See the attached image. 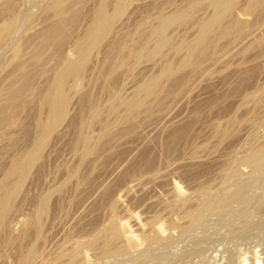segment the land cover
<instances>
[{
    "label": "rangeland",
    "instance_id": "obj_1",
    "mask_svg": "<svg viewBox=\"0 0 264 264\" xmlns=\"http://www.w3.org/2000/svg\"><path fill=\"white\" fill-rule=\"evenodd\" d=\"M3 1L4 0H0L2 6ZM8 1L10 2L11 0ZM8 1L6 5H8ZM40 1L41 0H14L10 3L13 5L15 4L13 6H16L15 9L13 7L9 8L11 5L10 3L7 6L9 9L6 6H0L1 10L6 12V14L10 12L7 15H21V17L18 18L14 16L16 18V26L18 24V28L16 29L18 31H15L16 36L14 33V37L12 36L6 41L9 44L5 42L4 47L0 49V59L2 60L0 61L1 98L5 95L7 96V93L10 95V93L6 91H8L9 86L13 87L16 83V88H20L21 86L22 88L20 89H23V91L21 90L22 92H17V99H13L10 96L9 97L13 100H6L5 98H8L6 96L3 98L4 100L0 99L5 101V106L9 100L10 103L8 102V106L9 104L13 105V108L12 106L9 108L12 119L5 116V114L0 116V181L3 180L4 174L15 156L31 146L36 134V131H34L35 121L39 118V120L42 121L43 119L46 120L45 108L43 109L38 105L45 93L44 89L46 90L47 88L46 84L48 83L49 85L52 82L53 74L60 68L62 59L60 60L59 58L65 56L71 60L75 58V54L73 53V42L75 39L77 40L83 36L87 24L91 21V11L94 10L99 0H84L80 5L81 8L78 7L79 10L74 13V20H58L60 24L56 23L57 17L54 19V17L51 16L52 12L49 11V14L47 13L48 10L45 9L46 6H48L47 2L49 0H43L41 1L42 3ZM51 1L52 0L49 2ZM187 1L190 0H129L126 7L117 15L118 17L116 21L114 20L111 33L102 40L103 42L101 41L100 45L97 46L98 49L93 50V52L95 51L94 53H90L86 60L87 64L86 61L84 62V75L82 74L84 79L81 77L79 79L80 81L76 82V89L66 88L69 99L68 104H70L67 106L68 112L66 117L60 123L61 125L59 124L58 128L55 129V132L49 136L50 139H47V145L45 144L43 150L44 154L42 153L43 158L41 157V160L30 170L27 177L21 183V189L17 197H15L11 203V210L5 219V223L0 227V264H19V255L24 251L23 249L32 243L35 252H37L31 264H58V262L59 264H61V262L62 264H66V255L72 250V247L74 248L72 245H75L76 242H79L81 245L84 243L78 250L82 253L78 252L77 259L71 264H80L81 262L82 264H98L99 262L97 260L99 258L101 260L104 259L99 264H166V261L167 264H228L229 262L226 263L227 260H233L231 261L232 264H241L240 259L242 257L246 261L245 264H256V262H258V264H264V164L259 173L252 172L250 166L240 163V157L245 155V152L243 153L244 150H247L246 153H248L252 150L253 146L254 149L256 144L258 146L260 142H264V122L261 123V116H259L261 114L262 116L264 115V94L261 95L260 103L257 105H255L253 101L251 102L250 99H246L247 95L252 93L258 94V92L260 93L261 90L264 89V13L262 12L264 8L262 11L256 10L253 14H248L245 9L248 0H246V2L245 0H240V2L243 1V3L236 0L234 4L236 7L233 6L235 8H232L231 12L236 11L239 14L235 12L234 14H228L224 17L225 19L222 18L225 22L221 20L223 22H221L220 25L222 26L223 23L228 24L231 20L234 22V19L235 22L237 19V22H239V20L240 22L246 21L247 25L251 27L248 28V33L245 37L249 36L251 39L254 38V40H257L259 37L257 40L259 44L257 45L256 41L251 39L249 41L247 39L248 37L244 38L243 36H241L243 39L237 38L233 41L234 43L230 41L229 44V42H227L228 39H230L229 36H221L219 30H215L210 34V36H212L210 40L213 41L214 38V43L212 41L211 43L214 45L215 51H213L214 49L210 50V52L206 53V56L198 57L200 68L197 70L189 65L178 66L186 53L182 52L185 51L183 49L176 51L175 47L183 42H185L183 44L190 43L197 35L198 26L211 17L210 14H212V9L209 7L207 1L197 4L195 6L196 10L194 8L193 12V9L191 10L192 16L189 13L188 18L183 22L173 23L167 26V28L165 27V34L167 38L169 37L170 43L161 49L158 55L159 58L157 56L153 58L154 60L152 57L149 59L145 58L144 60L142 59L143 61L140 60V63L138 61V63L136 62L135 64L130 61L131 63L129 62L127 67L128 69L114 67L115 62L121 55L117 51V45H125L128 43L126 46H130L132 43L135 44V41L137 43L144 41L148 38L149 31L155 28V25L159 23L160 18L158 17L162 16L164 13L165 15L163 16L167 14L172 15L173 12L175 13L177 10L181 11L182 8L184 10L189 3ZM107 2L108 5L110 4L107 7V11L109 10L111 13L113 11L112 9H114V1L107 0ZM237 2L239 4H236ZM203 4L208 7H205ZM183 5L186 6L183 7ZM242 6L245 7L243 8ZM42 7H45L44 10H42ZM6 8L8 12L5 11L7 10ZM239 8L242 10H238ZM12 9H14V12ZM256 12H259V16ZM254 13H256L255 17ZM4 15L2 14L1 18H3ZM231 16L233 18H231ZM18 19L20 22H18ZM256 20L257 22H255ZM52 23L61 26L62 33H58L56 37L54 36V38H51L54 39V41L52 40L50 43L49 40L50 44L47 42L44 43L46 46L50 45V47H52L51 49L49 47V49H47L46 47L45 49H47V52L43 48V54V49L41 47H45V45L41 44L38 40L41 39L42 41V36L45 37L47 34L45 32L43 35V32L48 29L49 25H53ZM256 25L259 30H257L258 28ZM252 27L253 30L251 29ZM250 29L252 32L254 31L255 34L251 33ZM36 30H40L39 34L42 36H37L36 34L38 31ZM217 31L219 35H217ZM126 32L128 35H126ZM121 33L123 34L121 35ZM33 34L37 36L38 40L35 39L36 37L32 39V37H34ZM250 34H252V36H250ZM137 36L143 38H139L137 41ZM223 36L228 39H224ZM29 37L36 41H31ZM126 37H129L130 40L127 39L126 41ZM24 38L30 39V41L29 39L26 40L30 42H27V45H29L28 47L24 44L26 43V41L24 42ZM115 38L116 40H120L117 41L120 42L119 44H114L115 41L113 40H115ZM121 38H123L122 41ZM172 40L173 42H171ZM18 41L21 42L20 48L23 49V46H25L24 49L26 51L23 49L22 57H19V60L24 62L21 66L18 65L20 61H13L19 66H17L19 69L13 67L15 71L16 69L19 70L15 72L12 68L13 65L11 66V63L14 65L15 63L10 61L11 49L9 47L10 45L19 44ZM46 41H48V39ZM148 42L147 46L151 48L154 43L153 39H149ZM247 42L250 45L247 44ZM112 43L116 47H114ZM38 44L42 45L40 47L42 50L40 48H35ZM236 45L238 47H236ZM32 46L34 47L32 48ZM29 47L31 49L30 51ZM113 47L114 51L118 52L120 55H118V53H112L111 50H113ZM32 49L36 51L34 52L36 54H32V56H39L37 58L38 60H36L38 65L30 60V52ZM108 50L109 54H112L107 55ZM24 51L27 53L24 54ZM31 53H33V51ZM38 53L40 54L38 55ZM28 54L29 60L26 59L28 58L26 57ZM55 55H58L57 58ZM105 55H107V58H105ZM42 58L45 63L41 61L43 60ZM7 61H9L8 65L6 64ZM41 63L46 64L45 69H43V66L38 67ZM27 64H30V66ZM32 64H34L35 67H31ZM167 64H171L175 69L172 75L160 76L161 80L159 79V83L162 85H160V87L164 90L161 91L163 94L161 92L158 93L156 96L157 100L156 97H146L144 99L145 111L147 108L146 112H141L144 109L143 107V109L139 111L140 113L137 112V114L131 115L128 122L113 124L114 119L112 118H114L116 114L121 115L124 111L122 110V106H118L115 115L114 113L109 114L107 110L109 106L108 98L110 97L107 98V94H110L112 90H117L113 92L116 93L118 97L128 98L130 94L135 92L140 84L142 85V82L144 83L150 79V77L159 74ZM24 66L27 67L25 71H29L30 77H28V73L21 70V68H25ZM22 71L26 73L25 76H23ZM84 71H86V73H84ZM11 73H13L11 76V78L14 77L13 79L5 77H10ZM14 73H19V75L22 74V77L20 76L21 80H18L20 78L15 76ZM24 78H29L28 81H30V83H28L30 85L27 84L29 86H27V89L22 86V84L26 83ZM10 79L11 81H9ZM12 80H14L15 83ZM21 81H23V83ZM70 81L68 85H71L72 81ZM19 83L22 84L18 86ZM106 87L112 90H108ZM16 88L15 90L18 91L19 89L17 90ZM82 99L84 100L81 102ZM85 99L87 100V104L88 102H97L96 105L101 112L95 119H91L93 121L95 120V122L92 121L93 124L87 119V115L84 114L86 111L80 113L84 110L86 104L85 106L82 104L83 110L80 109V112L78 111V108H81V103L84 101L86 102ZM2 103L3 102H1V104ZM13 103H15L16 106H14L15 104ZM1 104L0 106L4 105ZM82 114L86 117H84V115L81 117ZM252 115H254V117ZM13 117L16 120L15 122ZM79 117L90 121H85L88 125L85 124L86 129H83L84 127L81 129V131L84 130L82 133L85 132L84 135L86 134V137L88 135L87 138L90 144H94L95 142L98 144L97 149L92 150L90 154L83 158L80 157V148L76 144V137L79 133L78 124L81 120ZM78 118L79 121L77 120ZM252 118L255 119L253 122L250 120ZM110 121L114 126H111V130L108 134L97 140V136L102 130V123H110ZM254 122L257 125L253 124ZM251 123L253 126H251ZM225 128L226 132L222 135V131ZM251 132L254 136H251ZM225 161L228 163L231 162L232 169L235 171L238 170V174L241 171L238 175L239 178H236L237 182L236 179L234 180L228 175L227 178H225L226 176L222 170L223 165L226 163ZM236 161L238 163H236ZM74 165L78 166V169ZM234 165L237 166L235 167ZM72 169L75 170V172L78 170V172L73 173L74 175L72 174V176L76 178H72V176L70 178L68 175V172ZM253 175L254 178H252ZM148 176L150 178H148ZM68 178L70 180H68ZM250 180L252 183H250ZM224 181L227 184H224ZM238 181L241 182L239 183ZM253 181H255V183ZM235 182L236 185L238 184L237 186H234ZM219 183H221V185ZM253 183L254 185H251ZM202 185L208 188L210 195L215 199L224 197L226 193L233 191L235 187L246 185L247 191L244 198L247 202H244L245 199L239 201V203L241 202L240 204L238 201H236V203L235 201L230 202L231 204L233 203L231 206L230 203L228 204L229 207L233 206L230 208L231 212L227 204L223 205L225 208L221 206L220 210L219 207L213 206L214 208L217 207L218 210H216V208L213 210V207H211V209L207 210V213L204 211L203 214H201L202 219L200 215V217L196 219L197 221H189L186 217L187 211L189 210L186 209H190V212H193L196 208H200L199 204H201V201H199L200 198L196 193V189L198 186L200 187ZM226 185L229 186V188ZM249 185H251V187ZM173 187L181 191L179 196L174 191L172 192ZM232 187L234 189H232ZM127 190L128 193H126ZM217 190L219 191L217 192ZM42 192L44 194L47 193L49 198H47L48 206L46 212L40 219V238L36 240V228L31 224L30 220H32L33 217L35 202H37L39 196L43 194ZM223 192L225 194H223ZM213 193L215 194L213 195ZM109 199L111 201L114 200L113 202L116 205V207L114 206L113 212H110L107 208V204H105ZM243 202L245 203L244 205ZM175 203L178 206H176ZM194 204L196 206H194ZM227 210L229 213H226ZM184 212L186 213L185 216L183 215ZM231 213H233V215ZM199 219L203 223L199 222ZM28 221L30 223H28ZM110 222L111 224L116 223V225L121 228L122 242L119 239L116 244L117 246H126V252H124L123 257L122 255L118 256V258H113L116 256L101 257L99 254L101 248L100 243H95L96 247L93 246L94 248H88L85 245L86 242L90 240L94 229L107 228ZM175 222L177 223L175 224ZM189 222L190 224L193 223L190 225ZM177 224L178 227H176V229L174 226H177ZM187 224H189V228L186 227ZM157 226L160 228L162 226L159 234L161 244H150L148 243V239L156 235L154 231ZM180 226H183V229H178ZM184 230H186L185 233L187 232L186 235ZM126 233H129L134 238L133 244L128 245L125 239ZM181 233H183V236ZM173 237L175 238L173 239ZM166 242V245L163 244ZM161 245H165V248ZM64 247H67L69 250ZM84 250H86V252ZM97 253L99 254L98 259ZM144 255L147 257V261H144ZM156 255L162 256V259L160 258L159 260V257L156 258ZM82 257L85 260L82 259ZM157 259L160 262L157 261Z\"/></svg>",
    "mask_w": 264,
    "mask_h": 264
},
{
    "label": "bare ground",
    "instance_id": "obj_2",
    "mask_svg": "<svg viewBox=\"0 0 264 264\" xmlns=\"http://www.w3.org/2000/svg\"><path fill=\"white\" fill-rule=\"evenodd\" d=\"M2 1V0H1ZM7 1L8 0H4L3 1V6L5 7H7L8 5H9V3L10 2H12V1H14V0H11L10 2L8 1V5H6L7 4ZM27 1V0H26ZM41 1H43V0H41ZM40 1V2H41ZM50 1V0H49ZM47 2V5L48 6H46V8L45 9H47L48 10V12L47 13H49V11H51L52 13V15L51 16H53L54 17V19H55V17H57V21L59 20V21H64V20H74V13L75 12H77L78 10H79V8H81V3L82 2H84V0H52L51 2ZM114 1V9H112L113 11L110 13L109 12V10L107 11V7L110 5H108L107 3V0H99L97 3L98 4H96L95 5V8H94V10L93 11H91V15H90V17H91V21H90V23L89 24H87V26H86V28H85V30H84V33H83V36L81 37V38H79V39H75V41L73 42L74 44H73V53L75 54V58L73 59V60H71L70 58H68V57H66L65 55H63V56H65V57H63V58H59L60 60L62 59V61L60 62L61 64H60V68L58 69V71L55 73V74H53L54 76H52V82L48 85V83L46 84L47 86V88H46V90L44 89V91H45V93H44V95H43V97H42V99H41V102H40V104H38V105H40L43 109L45 108V112H46V120L45 119H43V121L42 120H37V121H35V130L34 131H36L35 133V137H34V140H33V142H32V144H31V146L27 149L26 148V150L24 149V151H21L17 156H15V158H14V160L12 161V163L9 165V168H8V170L6 171V173L4 174V177H3V180H1L0 181V227L5 223V219H6V217H7V215H8V213L10 212V210H11V203H12V201H13V199L15 198V197H17V194H18V192H19V190L21 189L20 188V186H21V183L23 182V180L27 177V175L29 174V172H30V170L33 168V166L39 161V160H41L40 158L43 156L42 155V153H43V150H44V148H45V144H46V142H48L47 141V139H50V135L53 133V132H55V129H57L58 128V125L63 121V119L66 117V114H67V106L68 105H70V104H68V96H67V93H66V88L67 87H69V88H75V86H76V82L77 81H80L79 79L82 77V74H83V65L85 64L84 62L87 60V58H88V56L90 55V53L91 52H93V50H95V49H98L97 48V46L98 45H100V43H101V41L102 40H104L110 33H111V31H112V26H113V23H114V20L116 21V19H117V15L126 7V5H127V3L129 2V0H113ZM204 1H207V3L209 4V7L212 9V14H210L211 15V17L209 18V19H207L206 21H204L205 20V18H204V22H202L199 26H198V32H197V35H196V37H194L193 38V40L192 41H190V43H187V44H183V43H185V42H183V43H181V44H179V45H177L175 48H176V51L177 50H185V51H182V52H185L186 54H185V56H184V58H182L183 60L181 61V63H180V65H178V66H192V68L193 69H199L200 68V62L198 61V57H204V55L206 56V53H208V52H210V50H213L214 49V45L211 43V41L212 40H210V37H212V36H210V34L211 33H213V31H215V30H219V34L222 36V35H227V36H229V38L230 39H228L227 37H224V39H228V41L227 42H229V44H230V41L231 42H233L234 40H236L237 38L239 39V38H242L243 39V37L244 38H247L249 41H250V37L249 36H247V37H245V35L248 33L247 31H248V28H250L248 25H247V23H246V21L245 22H240V20H239V22H237V20H236V22H235V19L233 20L234 22H232V20L230 21V23H228V24H224L223 23V27L220 25L221 24V22H223L224 20L223 19H225L224 17H226L228 14H234V12L235 13H237V14H239L238 12H236V11H232L231 12V10H232V8H235L236 6L234 5L235 4V2H236V0H190V1H187V2H189L188 3V5H187V7L183 10V8H182V10L181 11H179V10H177V12H173V14L172 15H170V14H167V15H169V16H163V15H165V13L162 15V16H160V17H158V18H160L159 19V23L157 24V25H155L156 27L155 28H153L151 31H149L148 33H149V36H147L146 38L147 39H145V37H144V41H142V42H139V43H137L135 40V44L136 45H138V46H136L134 43H132L130 46H126V45H128V43L127 44H125V45H122V44H119L120 42H117V41H120V40H116V38H115V40H113V41H115V43L114 44H119V46L117 45V51L121 54H119L118 52H116V51H114V47H116L113 43V45H114V47H113V50H111L112 51V53L113 54H115V53H118V55H120L119 56V58L117 59V61L115 62V64H114V67H122V69H128L127 67H128V63L131 61V62H133V64H135L136 62L138 63V61H139V63L141 62V61H143L145 58L147 59H149V58H151L152 57V59L155 57V56H157L158 57V55H159V53L161 52V49L164 47V46H166V45H169V37L167 38V36H166V34H165V27L167 28V26H169L170 24H173V23H179V22H183L184 20H186L187 18H188V15H189V13L191 14V16H192V13H191V10L194 8L195 10H196V5L197 4H199V3H203ZM36 2H38V1H36ZM46 2V1H45ZM238 2H240V0L238 1ZM236 3V4H239V3ZM245 2H246V0H245ZM14 3V2H13ZM42 3V2H41ZM49 3V4H48ZM240 3H243V1L242 2H240ZM11 4V3H10ZM45 4V3H44ZM187 4V3H186ZM205 4H206V2H205ZM245 4V3H244ZM243 4V5H244ZM15 5V4H14ZM13 4H11L10 6H9V8H11V7H13L14 6ZM41 5V4H40ZM204 5V4H203ZM0 6L1 7H3L2 5H1V2H0ZM30 6V5H29ZM44 6V5H43ZM184 6H186V5H183V7ZM205 6V5H204ZM233 6H235V7H233ZM238 6V5H237ZM28 7V6H27ZM35 7V6H34ZM71 7V8H70ZM79 7V8H78ZM181 7V6H180ZM205 7H208V6H205ZM243 7V6H242ZM241 7V8H242ZM245 7V6H244ZM243 7V8H244ZM8 8V7H7ZM6 8V9H7ZM8 8V9H9ZM14 9L16 8V6L15 7H13ZM43 8V7H42ZM44 8L42 9V10H44ZM242 8V9H243ZM263 8H264V0H248V2H247V4H246V7H245V9H246V12L248 13V14H253V12H255L256 10H263ZM4 9V8H3ZM8 9L7 10H5V11H7L8 12ZM14 9H12L13 10V12H14ZM29 9V8H28ZM108 9H110V8H108ZM194 9L192 10V12L194 11ZM242 9H238V10H242ZM174 10V9H173ZM0 13H1V15L3 14H6V12H3L2 10H1V8H0ZM10 11V10H9ZM39 11H40V9H39ZM38 11V12H39ZM111 11V10H110ZM12 12V11H11ZM17 12V11H16ZM15 12V13H16ZM45 12V11H44ZM241 12V11H240ZM263 13H264V10L262 11ZM262 12H260V13H262ZM8 13H10V12H8ZM7 13V14H8ZM30 13V12H29ZM40 13V12H39ZM163 13V12H162ZM161 13V14H162ZM257 13V15H258V13L259 12H256ZM256 13H254V17H255V15H256ZM4 15L3 16V18H1V15H0V49L1 48H3L4 47V45H5V42L6 41H8L7 39H9V38H11L12 36H13V34L15 33V31H18V30H16L17 28H18V24H17V26H16V18L15 17H21V15L20 16H18V14L15 16V15H12V14H10V15ZM14 14V13H13ZM33 14H35V13H33ZM50 14V13H49ZM242 14V13H241ZM240 14V15H241ZM247 14V15H248ZM28 15V14H27ZM31 15H32V13H31ZM39 15V14H38ZM37 15V16H38ZM122 15V14H121ZM262 15V14H261ZM264 15V14H263ZM15 16V17H14ZM23 16V15H22ZM25 16V15H24ZM47 16V15H46ZM67 16V17H66ZM209 16V15H208ZM235 16V15H234ZM249 16V15H248ZM259 16V15H258ZM42 17V16H41ZM44 17V16H43ZM235 17H237V16H235ZM234 17V18H235ZM242 17V16H241ZM252 17H253V15H252ZM257 17V16H256ZM25 18V17H24ZM37 18V17H36ZM49 18V17H48ZM67 18V19H66ZM223 18V19H222ZM228 18V17H227ZM231 18H233L232 16H231ZM258 18V17H257ZM260 18V17H259ZM33 19V18H32ZM44 19V18H43ZM229 19V18H228ZM19 20V19H18ZM17 20V21H18ZM39 20V19H38ZM90 20V19H89ZM88 20V21H89ZM221 20H223V21H221ZM242 20V19H241ZM23 21V20H22ZM42 21V20H41ZM44 21H45V19H44ZM56 21V23H59L60 24V22L58 21L57 22ZM18 22H20V20L18 21ZM35 22V21H34ZM40 22V21H39ZM199 22V21H198ZM225 22V21H224ZM228 22H229V20H228ZM232 22V23H231ZM254 22V21H253ZM255 22H257V20L255 21ZM30 23V22H29ZM41 23V22H40ZM49 23V22H48ZM55 23V24H56ZM187 23V22H186ZM200 23V22H199ZM21 24H22V22H21ZM32 24V23H31ZM47 24V23H46ZM53 24V23H52ZM55 24H53V25H49V27H48V29H46V31H44L43 32V35L45 34V32L47 33L46 35H45V37L44 36H42V35H40L39 34V31L40 30H36V31H38V33L36 34L37 36H42V37H40V38H42V41H41V39H37V36L35 35V34H33L34 35V37H32V39L33 38H35V39H37L38 41H40V43L41 44H44V43H48V44H50L51 43V41L53 40L54 41V39H51V38H54V36L56 37V35L58 34V33H62V31H61V26H58V25H55ZM182 24V23H181ZM253 24V23H252ZM258 24V23H257ZM62 25H64V24H62ZM179 25V24H178ZM197 25V24H196ZM195 25V26H196ZM249 25H251V24H249ZM46 26V25H45ZM221 26V27H220ZM253 26V25H252ZM257 26V25H256ZM261 26V25H260ZM173 27V26H172ZM197 27V26H196ZM220 27V28H219ZM63 28V27H62ZM115 28H117V27H115ZM169 28V27H168ZM257 28H258V26H257ZM45 29V28H44ZM120 29H122V28H120ZM252 30H253V27L251 28ZM250 29V30H251ZM25 30V29H24ZM23 30V31H24ZM150 30V29H149ZM167 30V29H166ZM249 30V31H250ZM252 30H251V33H254V31L252 32ZM257 30H259V28L257 29ZM26 31V30H25ZM117 31V30H116ZM148 31V30H147ZM255 31H256V29H255ZM139 32V31H138ZM146 32V31H145ZM144 32V33H145ZM41 33V32H40ZM125 33V32H124ZM143 33V32H142ZM216 33V32H215ZM42 34V33H41ZM123 33H121V35H122ZM169 34V33H168ZM218 34V31H217V35H219ZM255 34V33H254ZM253 34V35H254ZM116 35V34H115ZM125 35V34H124ZM126 35H128L127 34V32H126ZM125 35V36H126ZM137 35H139V34H137ZM142 35V34H141ZM147 35V34H146ZM215 35V34H214ZM216 35V36H217ZM15 36H16V33H15ZM112 36V35H111ZM131 36L133 37V35L131 34ZM216 36H214V37H216ZM241 36H243V37H241ZM250 36H252V34H250ZM262 36V35H261ZM14 37V36H13ZM47 37V38H46ZM117 37V36H116ZM119 37V36H118ZM122 37V36H121ZM130 37V36H129ZM129 37H126V41H127V39L128 40H130V38ZM138 37V39H136L137 41L139 40V38H143V37H139V36H137ZM222 37V38H223ZM254 37V36H253ZM257 37V36H256ZM255 37V38H256ZM26 38V37H25ZM24 38V39H25ZM30 38V37H29ZM29 38H27V39H29ZM109 38V37H108ZM113 38V37H112ZM259 38V37H258ZM258 38H257V40H258ZM27 39H25L24 40V42L27 40ZM31 39V38H30ZM30 39H29V41H30ZM31 39V41H36V40H32ZM45 39V40H44ZM48 39V41H46ZM73 39V40H74ZM118 39V38H117ZM122 39L123 38H121V41H122ZM132 39V38H131ZM133 39H135V38H133ZM149 39H153V46L150 48V47H148L147 46V42H148V40ZM171 39V38H170ZM173 39V38H172ZM217 39H218V37H217ZM219 39H220V37H219ZM11 40V39H10ZM9 40V41H10ZM44 40V41H43ZM49 40H50V43H49ZM125 40V39H124ZM246 40V39H245ZM251 40H254V38H252ZM257 40L255 39L254 41H256L257 42ZM20 41H21V39H20ZM29 41H26V43H24L27 47L29 46V45H27V42L28 43H30ZM111 41V40H110ZM213 41H214V38H213ZM212 41V42H213ZM244 41V40H243ZM11 42V41H10ZM19 42V41H18ZM103 42V41H102ZM117 42V43H116ZM171 42H173V40L171 41ZM176 42V41H175ZM178 42H179V40H178ZM187 42V41H186ZM236 42H238V41H236ZM235 42V43H236ZM264 42V41H263ZM7 43V42H6ZM12 43V42H11ZM16 43V42H15ZM20 43L21 42H19V44H14L13 46H11L10 45V49H11V60L10 61H20L19 62V64L18 65H20L21 66V64H23L24 62H22L21 60H19V57H22V53H23V49L25 48V46H23V43H22V46H23V49L22 48H20ZM32 43V42H31ZM35 43H38V42H35ZM53 43V42H52ZM110 43V42H109ZM148 43H150V42H148ZM214 43V42H213ZM225 43H226V41H225ZM234 43V42H233ZM233 43H231V44H233ZM239 43V42H238ZM237 43V44H238ZM240 43H241V41H240ZM251 43V42H250ZM7 44H9V43H7ZM6 44V45H7ZM47 44V45H48ZM111 44V45H112ZM152 44V43H151ZM174 44H176V43H174ZM173 44V45H174ZM247 44H249L248 42H247ZM253 44V43H252ZM252 44H251V46H252ZM256 44V43H255ZM259 43L257 42V45H258ZM261 44V43H260ZM34 45V44H33ZM36 45V44H35ZM45 45V44H44ZM52 45V44H51ZM72 45V44H71ZM112 45V46H113ZM240 45V44H239ZM250 45V44H249ZM248 45V46H249ZM256 45V46H257ZM42 45H40V44H38V46L37 47H35L36 49L37 48H40ZM101 46H104V45H101ZM150 46V45H149ZM172 46V45H171ZM227 46V45H226ZM225 46V47H226ZM246 46V45H245ZM6 47V46H5ZM12 47V48H11ZM34 46H32V48H33ZM47 47V49H51V47H50V45L49 46H46L45 45V47H41L42 49L44 48H46ZM49 47V48H48ZM105 47V46H104ZM103 47V48H104ZM215 47H216V45H215ZM229 47V46H228ZM235 47V46H234ZM234 47H233V49H234ZM236 47H238L237 45H236ZM34 48V49H35ZM40 48V49H41ZM55 48V47H54ZM53 48V49H54ZM72 48V47H71ZM230 48H232V47H230ZM249 48V47H248ZM253 48V47H252ZM7 49H8V47H7ZM22 49V50H21ZM28 49V48H27ZM41 49V50H42ZM44 49L42 50V52H43V54H44ZM47 49H45L46 50V52H47ZM109 49V48H108ZM167 49V48H166ZM173 49H174V46H173ZM173 49H171V50H173ZM228 49V48H227ZM25 50V49H24ZM31 49H30V47H29V51H30ZM39 50V49H38ZM107 50V49H106ZM116 50V49H115ZM3 51V50H2ZM7 51V50H6ZM8 51H10V50H8ZM22 51V52H21ZM26 51V50H25ZM24 51V54H26L27 52H25ZM28 51V50H27ZM28 51V52H29ZM33 51V53H31ZM32 51L30 52V54H31V57H30V60L31 61H34V63L35 64H37L38 65V63L36 62V60H38L37 58L39 57V56H37V55H35V56H32V54H36V53H34V52H36L35 50H33L32 49ZM213 51H215V49L213 50ZM230 51V50H229ZM234 51V50H233ZM232 51V52H233ZM38 52H40V51H38ZM45 52V53H46ZM95 52V51H94ZM93 52V53H94ZM103 52V51H102ZM106 53V52H105ZM104 53V54H105ZM108 53V54H107ZM106 54L107 55H110V54H112V53H110L109 54V50H108V52H107ZM23 54V55H24ZM40 53H38V55H39ZM42 54V53H41ZM42 54V55H43ZM2 55V54H1ZM107 55H105L106 57L105 58H107ZM56 56V55H55ZM58 56V55H57ZM57 56H56V58H57ZM116 56H117V54H116ZM115 56V57H116ZM182 56H183V54H182ZM26 57H28V58H26V59H28L29 60V54L28 55H26ZM40 57H42V56H40ZM60 57V56H59ZM62 57V56H61ZM103 57H104V55H103ZM161 57V56H160ZM65 58V59H64ZM159 58V57H158ZM6 59H7V57H6ZM43 59V58H42ZM64 59V60H63ZM90 59V58H89ZM143 59V60H142ZM5 60V59H4ZM8 60H9V58H8ZM27 60V61H28ZM39 60H40V58H39ZM141 60V61H140ZM154 60V59H153ZM219 60V59H218ZM218 60H216V61H218ZM0 61H2L1 59H0ZM42 62H44L45 63V61H44V59L43 60H41ZM40 61V62H41ZM148 61V60H147ZM215 61V62H216ZM8 62L9 61H7V65H8ZM39 62V63H40ZM130 62V63H131ZM166 62V61H165ZM11 63V62H10ZM13 63H15V65L14 64H12L11 63V66H12V68L13 67H17L18 65L16 64V62H13ZM40 64L38 67H42L43 66V69H45V65L46 64ZM57 63V62H56ZM1 64V63H0ZM3 64V63H2ZM86 64H87V61H86ZM28 65V64H27ZM36 65V66H37ZM57 65V64H56ZM10 66V65H9ZM25 66H26V64H25ZM24 66V67H25ZM28 66H30V64L28 65ZM58 66V65H57ZM113 66V65H112ZM164 66V65H163ZM175 66V65H174ZM19 67V66H18ZM17 67V69H19ZM31 67H35V65L34 64H32L31 65ZM6 68V67H5ZM30 68V67H29ZM56 68V67H55ZM131 68V67H130ZM179 68V67H178ZM15 68H13V70H14ZM16 69V71H19V70H17ZM27 69V67H25L24 69H22L21 68V70H24V72H26V73H28L27 71H25ZM38 69H40V68H38ZM42 69V68H41ZM47 69V68H46ZM174 67H172L171 66V64H167L165 67H163V69L160 71V73L159 74H157V75H155V76H152V77H150V79H148L147 81H145L144 83L142 82V85L140 84L139 85V87L138 88H136V90H135V92L134 93H132V94H130V97H128V98H121V97H118L117 96V94L116 93H114L113 91H117V90H112V89H109L108 87H106V88H108V90H112V92H110V94L108 93L107 94V98L108 97H110V98H108L109 99V106H108V110H107V112L109 113V114H112V113H114V115L116 114L115 113V111H116V109L118 110V106L120 107V106H122L123 107V111L124 112H122V114L120 115V114H116L115 116H114V118H112V119H114V123L113 124H115V123H118L119 122V124L120 123H125V122H128V120H129V118L131 117V115H133V114H137V112L138 113H140L139 111L141 110V109H143V107L145 106V104H144V99L146 98V97H156L157 96V94L158 93H160L161 91H164L161 87H160V83H159V79H160V76H169V75H172V74H174L173 73V71H174ZM2 70V69H1ZM132 70V69H131ZM133 70H134V68H133ZM195 70V71H196ZM15 71V70H14ZM15 71V72H16ZM53 71H55V70H53ZM127 71V70H126ZM2 72V71H1ZM31 72V71H30ZM129 72V71H128ZM128 72H127V74H128ZM21 73V72H20ZM22 73H23V71H22ZM26 73H23V76H25V74ZM84 73H86V71H84ZM124 73V72H123ZM9 74V73H8ZM51 74V75H52ZM13 75V73H11V75H10V77L9 76H5V77H8V78H11V76ZM14 75L15 76H17V77H19L20 79H18V80H21V77H22V74H20L19 75V73H14ZM28 75V77H30L29 76V73L27 74ZM26 75V76H27ZM84 75V74H83ZM129 75V74H128ZM154 75V74H153ZM21 76V77H20ZM130 76V75H129ZM172 77V76H171ZM7 78V79H8ZM14 78V77H13ZM13 78H11V79H13ZM51 78V77H50ZM83 79H84V76L82 77ZM166 78V77H165ZM170 78V77H169ZM1 79V78H0ZM11 79L9 80V81H11ZM16 79V80H17ZM23 79V78H22ZM25 79V78H24ZM29 79V78H28ZM28 79H25V80H23V81H25L26 83H24V84H22L23 83V81H21L22 83V86L24 87V88H28L29 86L28 85H30V84H28V83H30V81H28ZM163 79V78H162ZM4 80H5V78H4ZM72 82H71V81ZM161 80V79H160ZM9 81H8V83H9ZM13 82H14V80H12ZM49 81H50V79H49ZM48 81V82H49ZM71 82V85H68V82ZM13 82H11V83H13ZM17 82H20V81H17ZM11 83H10V85H11ZM15 83V82H14ZM13 83V84H14ZM17 84V83H16ZM15 84V85H16ZM20 83H19V85L18 86H20L21 85ZM28 84V85H27ZM139 84V83H138ZM14 85V86H15ZM6 86H7V83H6ZM8 86H9V84H8ZM13 86V87H14ZM28 86V87H27ZM105 86H107V85H105ZM162 86V85H161ZM13 87H11V86H9V88H8V91H6V92H9L10 93V95L7 93V96L6 97H8V98H5V96L3 97V98H5L6 100L7 99H10V100H13V99H17V97H18V93L17 92H22L23 91V89H20V88H22L21 86H20V88H16V86H15V88L18 90V91H16L15 90V88H14V90H13ZM68 88V89H69ZM3 89V88H2ZM4 89H5V86H4ZM30 89V88H29ZM72 89V90H73ZM76 89V88H75ZM6 90H7V87H6ZM22 90V91H21ZM25 90V89H24ZM70 90V89H69ZM3 91H5V90H3ZM2 91V92H3ZM25 91H27V90H25ZM30 91V90H29ZM79 91V90H78ZM31 92H32V90H31ZM30 92V93H31ZM5 93V92H4ZM27 93H29V92H27ZM70 93V92H69ZM78 93V92H77ZM162 93V92H161ZM163 94V93H162ZM264 94V89H262L261 90V92L259 93L258 92V94H249V95H247V98L246 99H250L251 100V102L253 101V103L255 104V105H257V104H259L260 103V97H261V95H263ZM11 98H13V99H11ZM17 96V97H16ZM129 96V95H128ZM123 97V96H122ZM126 97V96H125ZM159 97V96H158ZM3 98H1V95H0V99H3ZM69 98H70V95H69ZM84 98H86V97H84ZM4 100V99H3ZM9 100V101H10ZM84 99H82L81 100V102L83 101ZM86 100V99H85ZM156 100H157V97H156ZM9 101H7V105L5 106V104H4V102L5 101H2V100H0V104H1V102H3L2 104H4V105H2V106H0V116L1 115H3V114H5V116H8V117H10L11 119H12V117H11V114H10V109L9 108H11L10 106H12V108H13V105H11V104H9V106H8V102ZM89 101V100H88ZM80 102V101H79ZM80 102V103H81ZM10 103V102H9ZM93 103H95V102H93ZM93 103H89L88 102V104H87V100H86V102L84 101L83 103H81V108H78V111L80 110V109H82L83 110V105L82 104H84V106H85V104H86V106H85V108H84V110L83 111H79L80 113H82V112H85L84 114H86L87 115V119H89L91 122L93 121V120H91V119H95L98 115H100L99 113H101L100 111H99V107L96 105L97 104V102L95 103V104H93ZM147 103V102H146ZM13 104H15V103H13ZM106 105H107V102H106ZM105 105V106H106ZM14 106H16V104L14 105ZM39 106V107H40ZM79 106V107H80ZM102 107V106H101ZM147 107V106H146ZM41 108V109H42ZM104 108V107H103ZM107 108V107H106ZM86 109V110H85ZM101 109V108H100ZM105 109V108H104ZM106 111V110H105ZM119 111H120V109H119ZM146 111H147V108H146ZM145 111V107H144V109L141 111V112H146ZM12 113H14V112H12ZM80 113H79V115H80ZM263 113V112H262ZM84 114H82V116L81 117H83V115ZM259 115V114H258ZM253 117H254V115H252ZM259 116H261V119L260 120H262L261 121V123L262 122H264V115L262 116V114L261 115H259ZM7 117V118H8ZM77 117H78V115H77ZM81 117H79V118H81ZM84 117H86L85 115H84ZM14 118V117H13ZM79 118L77 119L78 121H79ZM100 118V117H99ZM111 118V117H110ZM10 119V120H11ZM258 119V120H259ZM45 120V121H44ZM87 121V120H85L84 118H81V120L79 121V124H78V128H79V133L77 134V137H76V144L78 145V147L80 148L79 149V155H80V157H85L86 155H88V154H90V152L92 151V150H95V149H97V147H98V144H96V142L94 143V144H90V142H89V140H88V135H87V137L84 135V133L85 132H83L82 133V131H84V130H82L81 131V129L83 128V129H86V127H85V124H87L85 121H87V122H90V121ZM111 120V119H110ZM249 120V119H248ZM251 120V122H253L255 119H250ZM259 120V121H260ZM16 120H15V118H14V122H15ZM97 121V120H96ZM99 121V120H98ZM109 121V120H108ZM112 121V120H111ZM111 121H110V123L108 122V123H102V130H101V132L99 133V135L97 136V140H99L102 136H104V135H106V134H108L109 133V131L111 130L110 128H111V126H114L113 124H111ZM259 121H258V123H259ZM93 122H95V120L93 121ZM93 122H92V124H93ZM101 122H103V121H101ZM11 123H12V121H11ZM252 124V123H251ZM250 124V125H251ZM253 124H255V122L253 123ZM253 124L251 125V126H253ZM61 125V124H60ZM88 125V124H87ZM86 125V126H87ZM255 125H257V124H255ZM256 127V126H255ZM89 128V127H88ZM256 130V129H255ZM86 131V130H85ZM87 131H89V130H87ZM226 132V128L222 131V135H223V133H225ZM257 132V131H256ZM221 133V132H220ZM258 134V133H257ZM250 135V134H249ZM251 136H254V134L252 135V132H251ZM258 137V136H257ZM247 138V137H246ZM260 138V137H259ZM90 139V138H89ZM252 139V138H251ZM263 139V138H262ZM255 140V139H254ZM261 143V142H260ZM259 143V144H260ZM253 144V143H252ZM258 144V146H257V144H256V147L253 149V147H252V150L250 151V152H248V153H246V151L247 150H244L243 151V153L245 152V155H243V157H240L241 159H240V163H243V164H246V165H248V166H250V168L252 169V172H259L263 167V164H264V142L263 143H261L260 145ZM47 145V144H46ZM252 146V145H251ZM75 151H77L78 150V148H77V150L76 149H74ZM44 154V153H43ZM233 156V155H232ZM78 157V156H77ZM43 158V157H42ZM233 159V158H232ZM80 160V159H79ZM229 160H230V158H229ZM234 160V159H233ZM228 161V160H227ZM227 161H225L223 164V169H222V167H221V169L223 170V173L225 174V178H227V175L229 176V177H231L232 179H236V178H239L238 177V175L240 174V172H239V174H238V170L237 171H235V170H233L232 169V165H231V162L230 163H228ZM79 162V161H78ZM235 162V161H234ZM83 163V162H82ZM233 163V162H232ZM236 163H238L237 161H236ZM235 163V164H236ZM239 163V164H240ZM77 164V163H76ZM222 165V164H221ZM245 165V166H246ZM75 166V165H74ZM235 166V165H234ZM237 166V165H236ZM235 166V167H236ZM240 166V165H239ZM70 167V166H69ZM72 167V166H71ZM76 168L78 167V166H75ZM234 167V168H235ZM76 168H75V170H76ZM74 169V168H73ZM70 170L67 174L69 175V177L71 178V176H72V174L75 172V170ZM78 169V168H77ZM221 171V170H220ZM76 172H78V170L76 171ZM75 172V173H76ZM264 172V171H263ZM251 173V172H250ZM260 173V172H259ZM249 174V173H248ZM258 174V173H257ZM256 174V175H257ZM74 175V174H73ZM77 175V174H76ZM244 175V174H243ZM251 175V174H250ZM64 176V175H63ZM73 177H75V176H72V178ZM222 177H223V175H222ZM247 177V176H246ZM248 177H249V175H248ZM250 177H252V176H250ZM76 178V177H75ZM133 178V177H132ZM135 178V177H134ZM148 178H150L149 176H148ZM230 178V179H231ZM242 178H245V177H242ZM252 178H254V175H253V177ZM258 178V177H257ZM256 178V179H257ZM78 179V178H77ZM249 179V178H248ZM251 179V178H250ZM66 180V179H65ZM64 180V181H65ZM68 180H70L69 178H68ZM75 180V179H74ZM220 180V179H219ZM218 180V181H219ZM222 180V179H221ZM227 180V179H226ZM225 180V181H226ZM229 180V179H228ZM239 180V179H238ZM240 180H241V178H240ZM243 180V179H242ZM129 181V180H128ZM134 181V180H133ZM224 181V184L226 183ZM251 181V180H250ZM67 182V181H66ZM231 182V181H230ZM236 182H237V179H236ZM236 182H235V184H234V186H237L236 185ZM239 182V181H238ZM241 182V181H240ZM239 182V183H240ZM254 183H255V181H253ZM80 183V182H79ZM78 183V184H79ZM233 183V182H232ZM249 183V182H248ZM247 183V184H248ZM250 183H252V181L250 182ZM254 183L253 184H251V185H254ZM62 184H64V183H62ZM84 184V183H83ZM220 185H221V183H219ZM223 184V185H224ZM227 184V183H226ZM262 184V183H261ZM56 185V184H55ZM65 185V184H64ZM67 185V184H66ZM205 185H207V184H205ZM198 186V188L197 187H195V188H197L196 189V193H197V195L199 196V198H200V200L199 201H201V204H199L200 205V208H196V210L195 211H193V212H190V209H186V210H189V211H187L188 213L186 214L185 212H186V210H185V212H184V216H185V214L187 215L186 217L189 219V221H194V220H196L198 217H200V215L201 214H203V212L205 211L206 213H207V210L208 209H211V207H213V206H217V207H219V210H220V208H221V206H223V205H225V204H229L230 202H233V201H235V203H236V201H238V203H239V201H242V200H244L245 198V195H246V191H247V186L246 185H241V186H239V187H235V189L232 187V189H234L233 191H230L229 189H227L228 191H230V192H228V193H226V195L224 196V197H218V199L216 198H213V196L212 195H210V193H209V190H208V188L206 187V186ZM230 185H232V184H230ZM251 185H249L250 187H251ZM259 185V184H258ZM257 185V186H258ZM85 186V185H84ZM216 186V185H215ZM227 186V185H226ZM260 186V185H259ZM258 186V187H259ZM218 187H220V186H218ZM225 187V186H224ZM223 187V188H224ZM228 188H229V186H227ZM61 188V187H60ZM129 188V187H128ZM231 189V190H232ZM55 190V189H54ZM61 190V189H60ZM82 190V189H81ZM84 190V189H83ZM211 190V189H210ZM225 190H226V188H225ZM225 190H223L224 192H226ZM253 190V189H252ZM56 191V190H55ZM175 192L176 194H178V196H179V194L181 193V191L178 189V188H175V187H173L172 188V192ZM219 190H217V192H218ZM221 191V190H220ZM249 191V190H248ZM251 191V190H250ZM47 192V191H46ZM50 192V191H49ZM48 192V193H49ZM82 192V191H81ZM223 192V194H225ZM43 193V192H42ZM126 193H128V190H127V192ZM194 193H195V189H194ZM194 193H193V195H194ZM215 193H213V195H214ZM220 194H222V193H220ZM50 195H51V193H50ZM102 195V194H101ZM250 195H252V194H250ZM254 195V194H253ZM37 196V195H36ZM108 196V195H107ZM175 196H177V195H175ZM219 196V195H218ZM223 196V195H222ZM104 197H106V196H104ZM215 197V196H214ZM216 197H217V195H216ZM47 198H49L48 197V194L47 193H43L42 195H40L39 196V198H38V200H37V202H35L36 204H35V209H34V212H33V217H32V220H30L31 221V224H33L34 226H35V228H36V234H35V239L37 240V238L39 239L40 237H39V230H40V219L42 218V215L46 212V209H47ZM51 198V197H50ZM103 198V197H102ZM195 198V197H194ZM247 198V197H246ZM105 199V198H104ZM177 199V198H176ZM180 199V198H179ZM183 199V198H182ZM101 200V199H100ZM113 200V199H112ZM172 200V199H171ZM175 200V199H174ZM185 200V199H184ZM114 201V200H113ZM113 201H111L110 199L109 200H107V202L105 203V204H107V208H108V210L110 211V212H113V210H114V206L116 207V205L114 204V202ZM177 201V200H176ZM100 202V201H99ZM103 202V201H102ZM170 202V201H169ZM172 202H175V201H172ZM182 202V201H181ZM244 202H247L246 201V199L244 200ZM243 202V205L245 204ZM199 203V202H198ZM234 203V204H235ZM237 203V204H238ZM241 203V202H240ZM239 203V204H240ZM168 204H170V203H168ZM176 204V203H175ZM196 204V203H195ZM194 204V206H196ZM233 204V203H232ZM231 203H230V206L232 205ZM236 204V205H237ZM98 205V204H97ZM171 205V204H170ZM180 205H181V203H180ZM193 205V204H192ZM243 205H241V206H243ZM167 206V205H166ZM174 206V205H173ZM176 206H178L177 204H176ZM176 206H174V207H176ZM183 206V205H182ZM119 207V206H118ZM180 207V206H179ZM191 207V206H190ZM189 207V208H190ZM197 207H198V204H197ZM217 207H215L216 208V210H218L217 209ZM227 207H229V205L227 206ZM226 207V208H227ZM233 207V206H232ZM232 207H229V209L230 208H232ZM76 208V207H75ZM178 208V207H177ZM181 208V207H180ZM192 208V207H191ZM214 207L212 208L213 210L215 209ZM222 208H225V206H223ZM234 208H236V207H234ZM242 208V207H241ZM243 208H245V207H243ZM175 210V209H174ZM234 210V209H233ZM172 211V210H171ZM222 211V210H221ZM220 211V212H221ZM225 211V210H224ZM169 212V211H168ZM181 212V211H180ZM179 212V213H180ZM230 212H231V209H230ZM239 212V211H238ZM213 213V212H212ZM221 213H223V212H221ZM226 213H229L228 212V210H227V212ZM234 213V212H233ZM233 213H231L232 215H233ZM113 214V213H112ZM129 214V213H128ZM178 214V213H177ZM181 214V213H180ZM211 214V213H210ZM218 214H219V212H218ZM221 215V214H220ZM224 215H226V214H224ZM228 215V214H227ZM236 215V214H235ZM241 215V214H240ZM129 216V215H128ZM206 216V215H205ZM217 216H219V215H217ZM223 216V215H222ZM209 217V216H208ZM235 217V216H234ZM174 218V217H173ZM172 218V219H173ZM178 218V217H177ZM176 218V219H177ZM183 218H185V217H183ZM186 218V221L188 220ZM201 219H202V215H201V217H200ZM210 218V217H209ZM221 218V217H220ZM169 219V218H168ZM204 219V218H203ZM113 220V219H112ZM162 220H163V218H162ZM171 220V219H170ZM200 220V219H199ZM220 220H222V219H220ZM111 221V220H110ZM135 221H136V219H135ZM173 221H175V220H173ZM197 221V220H196ZM218 221V220H217ZM115 222V221H114ZM188 222V221H187ZM199 222H202L201 220L199 221ZM28 223H30L29 221H28ZM137 223V222H136ZM177 222H175V224H176ZM184 223V222H183ZM186 223V222H185ZM193 223V222H192ZM191 223V224H192ZM198 223V222H197ZM203 223V222H202ZM11 224V223H10ZM110 225L106 228V227H103V229L104 228H106V229H94V231H93V233H92V236H91V238H90V240H88L87 242H86V246L88 247V248H91V247H96L95 246V243H100V245H101V248H100V251H99V254H100V256L101 257H108V256H116V257H113V258H118V256H120V255H122V257H123V255H124V252H126V246L125 245H123V246H117V241L120 239V241H121V237H122V231H121V228L119 227V226H117L116 225V223H113V224H111V222L109 223ZM173 224V223H172ZM171 224V225H172ZM189 224H190V222H189ZM189 224H187V226L186 227H188L189 226ZM190 224V225H191ZM196 224V223H195ZM198 224H200V223H198ZM170 225V226H171ZM5 226H6V224H5ZM159 226V225H158ZM157 226V228L155 229V231L154 232H156L155 234L156 235H154V236H152V237H147V238H149L148 239V243H152V244H161L160 242H161V239H160V236H159V234H160V232H161V228H162V226H161V228L160 227H158ZM183 226H185V225H183ZM183 226L180 228H178V229H183ZM194 226V225H193ZM199 226V225H198ZM203 226V225H202ZM26 227V226H25ZM100 227V226H99ZM175 228L176 227H178V224H177V226H174ZM201 227V226H200ZM98 228V227H97ZM155 228V227H154ZM168 228V227H167ZM171 228V227H170ZM189 228V227H188ZM187 228V229H188ZM193 228V227H192ZM195 228V227H194ZM202 228V227H201ZM10 229V228H9ZM177 229V228H176ZM263 229V228H262ZM154 230V229H153ZM191 230V229H190ZM206 230V229H205ZM257 230V229H256ZM148 231V230H147ZM168 231V230H167ZM178 231V230H177ZM181 231V230H180ZM185 231L186 230H184V233H185ZM188 231V230H187ZM8 232V231H7ZM23 232H25V231H23ZM22 232V233H23ZM204 232V231H203ZM133 234V233H132ZM151 234V233H150ZM168 234H169V232H168ZM182 234V236H183V233H181ZM187 234V232L185 233V235ZM24 235H25V233H24ZM206 235V234H205ZM175 236V235H174ZM179 237V236H178ZM193 237V236H192ZM205 237V236H204ZM146 238V237H145ZM172 238V237H171ZM175 237H173V239H174ZM182 238V237H181ZM189 238V237H188ZM196 238V237H195ZM125 239H126V241H127V243H128V245H130V244H133L134 243V238L129 234V233H126V236H125ZM180 239V238H179ZM200 239V238H199ZM41 240V239H40ZM145 240V239H144ZM165 240H166V238H165ZM164 240V241H165ZM201 240V239H200ZM119 241V242H120ZM167 241V240H166ZM169 241V240H168ZM72 242V241H71ZM73 242H74V240H73ZM83 242V241H82ZM85 242V241H84ZM122 242V241H121ZM181 242V241H180ZM187 242V241H186ZM33 244V243H32ZM30 245L29 244V246L28 247H26L25 249H23L24 251L19 255V257H18V262H19V264H31V262H32V260L36 257V252H35V248L33 247V245ZM35 244V243H34ZM84 243H82V245H83ZM121 244V243H120ZM124 244V243H123ZM150 244H148V245H150ZM163 244H167V242L166 243H163ZM162 244V245H163ZM67 245V244H66ZM79 242H76L75 243V245H72V246H74V248L72 247H70L72 250L66 255V257H67V263L66 264H71V263H73V262H75V260L77 259V255L79 254L78 252H80V253H82L81 251H78L79 249H80V246H82ZM98 245V244H97ZM100 245H99V247H100ZM119 245V244H118ZM161 245V246H162ZM165 245L164 246H162V247H164L165 248ZM172 245V244H171ZM86 246H85V248H86ZM161 246H158V247H160V248H162ZM68 247V246H67ZM66 247V248H67ZM93 247V248H94ZM154 247H155V245H154ZM169 247V246H168ZM175 247V246H174ZM65 248V247H64ZM63 248V249H64ZM65 248V249H66ZM68 249V248H67ZM82 249V248H81ZM98 249V248H97ZM151 249V248H150ZM69 250V249H68ZM95 250V249H94ZM58 251V250H57ZM65 251H67V250H65ZM85 252H86V250H84ZM83 251V252H84ZM88 251V250H87ZM145 251H147V250H145ZM167 251V250H166ZM63 252V251H62ZM84 252V253H85ZM95 252V251H94ZM142 252V251H141ZM144 253V252H143ZM150 253V252H149ZM148 253V254H149ZM232 253V252H231ZM56 254V253H55ZM98 253L96 254L97 255V259H98V255H99ZM141 254V253H140ZM62 255V254H61ZM127 255V254H126ZM139 255V254H138ZM152 255V254H151ZM56 256H58V255H56ZM88 256V255H87ZM86 256V257H87ZM133 256V255H132ZM146 256H147V253H146ZM149 256H150V254H149ZM149 256H148V258H149ZM155 256V255H154ZM157 256V255H156ZM144 257H145V255H144ZM151 257V256H150ZM159 257V258H158ZM56 258V257H55ZM111 258V257H110ZM120 258V257H119ZM153 258V257H152ZM156 258H158L159 260H160V258L162 259V256H157ZM155 258V259H156ZM163 258H164V255H163ZM165 258H167V257H165ZM229 258V257H228ZM42 259V258H41ZM58 259V258H57ZM56 259V260H57ZM66 259V258H65ZM82 259H84L83 257H82ZM96 259V258H95ZM96 259V260H97ZM103 259V258H102ZM144 259V258H143ZM147 259V257H145V259H144V261H147L146 260ZM150 259V258H149ZM148 259V260H149ZM157 259V261H159ZM231 259H232V257H231ZM46 260V259H45ZM55 260V259H54ZM53 260V261H54ZM61 260H63V259H61ZM61 260H60V262H61ZM85 260V259H84ZM95 260V261H96ZM100 260V261H99ZM104 260V259H103ZM103 260H101L100 258L97 260L99 263L101 262V261H103ZM107 260V259H106ZM116 260V259H115ZM142 260V259H141ZM151 260V259H150ZM149 260V261H150ZM153 260H154V258H153ZM164 260V259H163ZM16 261H17V259H16ZM49 261H50V259H49ZM48 261V262H49ZM58 261V260H57ZM57 261H56V263H57ZM64 261V260H63ZM95 261H93V262H95ZM96 261V262H97ZM152 261V260H151ZM156 261V262H157ZM166 261V260H165ZM231 261H233V260H231ZM231 261H229V260H227L226 261V263L227 262H229L228 264H232V262ZM17 262V263H18ZM140 262V261H139ZM143 262V261H142ZM160 262V261H159ZM238 262V261H237ZM240 262H241V264H245V260H244V258L242 257L241 259H240ZM76 263H78V262H76ZM80 263V262H79ZM98 263V264H99ZM111 263V262H110ZM149 263V262H148ZM152 263V262H151ZM155 263V262H154ZM169 263V262H168ZM36 264V263H35ZM51 264V263H50ZM58 264H59V262H58ZM61 264H62V262H61ZM75 264V263H74ZM80 264H82V262L80 263ZM84 264V263H83ZM97 264V263H96ZM102 264H105V263H102ZM136 264V263H135ZM139 264V263H138ZM140 264H142V263H140ZM150 264V263H149ZM157 264V263H156ZM161 264V263H160ZM166 264H167V261H166ZM256 264H258V262H256Z\"/></svg>",
    "mask_w": 264,
    "mask_h": 264
}]
</instances>
